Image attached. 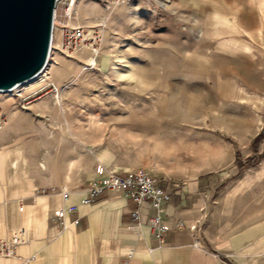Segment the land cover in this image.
Masks as SVG:
<instances>
[{
  "label": "rangeland",
  "instance_id": "1",
  "mask_svg": "<svg viewBox=\"0 0 264 264\" xmlns=\"http://www.w3.org/2000/svg\"><path fill=\"white\" fill-rule=\"evenodd\" d=\"M67 1L56 5L60 19ZM260 2L75 0L73 23L97 29L96 64L85 67L91 50L70 56L53 48L46 74L24 92L44 78L66 84L73 142L106 145L103 156L164 183L200 179L211 193L210 228L231 232L264 217ZM243 40L252 53L243 50ZM44 91L32 103L55 99ZM8 98L27 109L16 92L0 93L1 109ZM252 156L258 160L247 164Z\"/></svg>",
  "mask_w": 264,
  "mask_h": 264
},
{
  "label": "crops",
  "instance_id": "2",
  "mask_svg": "<svg viewBox=\"0 0 264 264\" xmlns=\"http://www.w3.org/2000/svg\"><path fill=\"white\" fill-rule=\"evenodd\" d=\"M257 32L262 37L260 27ZM242 48L252 53L249 42ZM2 104L10 118L0 128V237L24 227L28 240L13 255H0V264H264V217L231 232L214 231L211 193L200 179L170 183L163 212L170 228L163 240L148 222L130 225L138 203L121 190L84 203L87 185L103 178L105 167L130 169L112 154L103 156L106 145L71 140L64 101L45 96L27 109L13 98ZM69 205L76 208L65 219L55 215Z\"/></svg>",
  "mask_w": 264,
  "mask_h": 264
},
{
  "label": "built area",
  "instance_id": "3",
  "mask_svg": "<svg viewBox=\"0 0 264 264\" xmlns=\"http://www.w3.org/2000/svg\"><path fill=\"white\" fill-rule=\"evenodd\" d=\"M59 1L60 0H57V4ZM73 5L75 7L73 0L67 1L63 10V19L58 17V12H56L57 7L55 9L51 50L48 62L53 48H57L70 56L85 52L86 50H91L92 55L90 56V64L85 66L86 68H90V65L93 64L94 66L96 64L97 56L100 52V46L99 43H97V29L95 26L73 23ZM45 68L37 74L36 77L40 74H46ZM44 80L46 82L41 84L37 89L32 90L30 88L31 90L29 89L26 93L24 91L25 89H28L29 86L27 87L25 84L30 83L31 80L25 84L17 85L9 91L3 92H16L21 96L20 105L24 108H29L32 104V95L39 90L45 89V94L49 92L53 93L56 101L59 105H62V95L67 85H58L51 79L47 80V78H44ZM47 87H50V89H46ZM8 123V114L0 107V128H4ZM104 173L105 176L103 178L93 180L87 185L86 195L83 198V202L92 203L107 190H121L138 203V207L135 210H132L133 221L130 225L134 226L143 222H148L154 228L155 233L160 240H163L166 230L170 228L163 215L166 204L172 198L173 189L171 188L170 183H164L159 177L145 169L119 172L105 167ZM63 194L64 197L67 198L68 190H64ZM75 208L76 205L59 207L55 210V215L65 219L67 214ZM149 209H152L153 212L146 213L145 210ZM73 222L77 223L78 220L75 219ZM191 228L199 235V228L197 225L193 224ZM27 240L28 232L24 227L13 230L7 236L0 237V255H13L16 247Z\"/></svg>",
  "mask_w": 264,
  "mask_h": 264
},
{
  "label": "water",
  "instance_id": "4",
  "mask_svg": "<svg viewBox=\"0 0 264 264\" xmlns=\"http://www.w3.org/2000/svg\"><path fill=\"white\" fill-rule=\"evenodd\" d=\"M57 0H0V92L47 65Z\"/></svg>",
  "mask_w": 264,
  "mask_h": 264
},
{
  "label": "trees",
  "instance_id": "5",
  "mask_svg": "<svg viewBox=\"0 0 264 264\" xmlns=\"http://www.w3.org/2000/svg\"><path fill=\"white\" fill-rule=\"evenodd\" d=\"M261 136L258 137L257 140L260 139V137H263V133L260 134ZM263 155H264V152H263ZM258 160V156H252V157H249L248 160H247V164H251V163H254ZM243 167V166H242Z\"/></svg>",
  "mask_w": 264,
  "mask_h": 264
},
{
  "label": "bare ground",
  "instance_id": "6",
  "mask_svg": "<svg viewBox=\"0 0 264 264\" xmlns=\"http://www.w3.org/2000/svg\"><path fill=\"white\" fill-rule=\"evenodd\" d=\"M75 1V0H74ZM57 5V4H56ZM56 9V8H55ZM47 67V66H46ZM46 69V68H45ZM40 76L42 77L43 75L42 74H40L38 77H36L35 79H33V80H36V79H38V78H40ZM33 80H31V81H33ZM30 81V82H31ZM9 115V114H8ZM10 118V117H9ZM9 124V123H8Z\"/></svg>",
  "mask_w": 264,
  "mask_h": 264
}]
</instances>
